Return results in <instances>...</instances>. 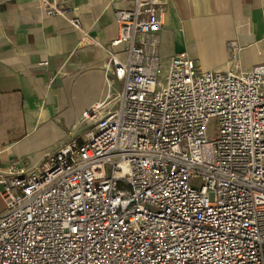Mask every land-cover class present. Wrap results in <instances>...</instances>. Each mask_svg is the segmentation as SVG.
<instances>
[{
	"label": "built area",
	"instance_id": "obj_1",
	"mask_svg": "<svg viewBox=\"0 0 264 264\" xmlns=\"http://www.w3.org/2000/svg\"><path fill=\"white\" fill-rule=\"evenodd\" d=\"M114 19L120 91L38 165L0 170V264H264V65L201 70L185 50L161 63L155 0Z\"/></svg>",
	"mask_w": 264,
	"mask_h": 264
},
{
	"label": "crops",
	"instance_id": "obj_2",
	"mask_svg": "<svg viewBox=\"0 0 264 264\" xmlns=\"http://www.w3.org/2000/svg\"><path fill=\"white\" fill-rule=\"evenodd\" d=\"M43 1L0 0V170L11 162L24 170L38 165L84 110L121 88L105 64L117 35L114 12L132 0H47L68 7L65 15L46 14ZM155 1L164 8L161 63L185 50L201 70L264 65V0Z\"/></svg>",
	"mask_w": 264,
	"mask_h": 264
},
{
	"label": "rangeland",
	"instance_id": "obj_3",
	"mask_svg": "<svg viewBox=\"0 0 264 264\" xmlns=\"http://www.w3.org/2000/svg\"><path fill=\"white\" fill-rule=\"evenodd\" d=\"M162 74H165V67L162 69ZM216 131V122L214 120H211V122L208 125V133L209 135L215 134Z\"/></svg>",
	"mask_w": 264,
	"mask_h": 264
}]
</instances>
